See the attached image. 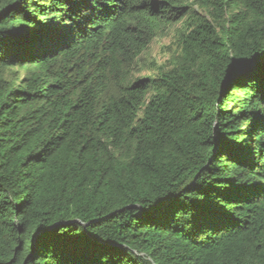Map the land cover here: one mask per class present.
<instances>
[{
    "label": "trees",
    "instance_id": "trees-1",
    "mask_svg": "<svg viewBox=\"0 0 264 264\" xmlns=\"http://www.w3.org/2000/svg\"><path fill=\"white\" fill-rule=\"evenodd\" d=\"M0 264H264V0H0Z\"/></svg>",
    "mask_w": 264,
    "mask_h": 264
},
{
    "label": "rangeland",
    "instance_id": "rangeland-1",
    "mask_svg": "<svg viewBox=\"0 0 264 264\" xmlns=\"http://www.w3.org/2000/svg\"><path fill=\"white\" fill-rule=\"evenodd\" d=\"M175 49V39L172 35H168L155 40L151 45L149 55L156 64L165 67L167 60L170 59L169 57L175 52ZM141 75L153 76L154 71L152 68H147V70L142 72Z\"/></svg>",
    "mask_w": 264,
    "mask_h": 264
}]
</instances>
